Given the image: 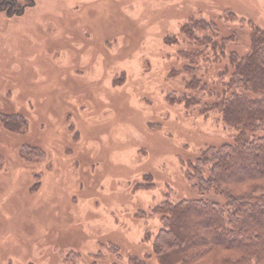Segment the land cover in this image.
<instances>
[{
	"label": "rangeland",
	"instance_id": "obj_1",
	"mask_svg": "<svg viewBox=\"0 0 264 264\" xmlns=\"http://www.w3.org/2000/svg\"><path fill=\"white\" fill-rule=\"evenodd\" d=\"M195 20L232 38L201 61L211 84L264 29V0H0V264H159L153 208L200 197L189 162L239 131L173 99ZM18 113L25 133L2 121Z\"/></svg>",
	"mask_w": 264,
	"mask_h": 264
},
{
	"label": "trees",
	"instance_id": "obj_2",
	"mask_svg": "<svg viewBox=\"0 0 264 264\" xmlns=\"http://www.w3.org/2000/svg\"><path fill=\"white\" fill-rule=\"evenodd\" d=\"M250 25L245 50L230 52L227 65L211 84L200 75L201 61L210 60L211 51L224 53L232 38L218 41L217 25L205 20L182 27L199 49L182 52L189 58L181 70L187 74L188 91L175 93L174 101L198 107L206 115L219 112L226 125L239 131L233 142L207 146L189 162L186 176L200 197L178 202L168 198L153 208L162 222L153 240L159 264H264V29ZM2 121L11 131L28 130L20 113L5 114ZM22 152L44 157L41 150L28 146ZM210 192L225 203L202 197ZM113 250L119 254L118 247ZM129 264L147 263L132 257Z\"/></svg>",
	"mask_w": 264,
	"mask_h": 264
}]
</instances>
